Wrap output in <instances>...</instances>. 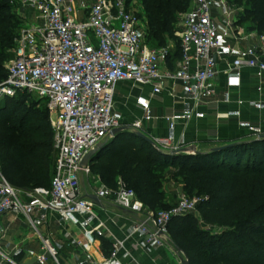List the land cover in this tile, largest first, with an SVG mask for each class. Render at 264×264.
Here are the masks:
<instances>
[{
	"label": "built area",
	"instance_id": "2783aa9c",
	"mask_svg": "<svg viewBox=\"0 0 264 264\" xmlns=\"http://www.w3.org/2000/svg\"><path fill=\"white\" fill-rule=\"evenodd\" d=\"M20 1L22 8L35 13L36 21L24 23L18 33L14 59L0 83V99L27 95L46 105L57 160L50 189L21 192L0 173V219L7 214L23 215L39 234L40 224L57 215L82 230L77 244L89 264H123L120 253L127 252L129 241L138 245L143 240L148 246L173 250L167 241L170 223L196 213L201 199L180 191L174 208L154 212L120 182L117 190L103 185L93 192L102 203L97 206L82 192L81 177L92 173L91 166L83 167L82 162L98 145L113 138L114 130L143 132L153 120L152 101L145 96L136 99L143 111L141 118L126 124L116 117L118 84L150 88L152 96L158 97L168 83H181L193 110L166 117L169 129L175 130L179 124L205 118L200 109L215 92L220 63L228 67L231 88L241 86L244 69L264 75V35H258V45L242 49L239 44L245 40V29L238 23V10L228 0H191L190 8L179 17L181 59L175 70H166L171 53L166 47L150 50L145 46L147 19L134 8L133 0ZM216 5L222 9V25L213 16ZM251 106L262 110L260 103ZM249 130L255 136L263 135L259 126ZM151 141L157 150H180L170 139L155 137ZM108 203L136 217L122 240L113 237L100 216ZM104 237L114 239L113 252L97 262L91 248ZM41 239L43 253L37 257L38 264H48L49 257L59 264L50 238Z\"/></svg>",
	"mask_w": 264,
	"mask_h": 264
},
{
	"label": "trees",
	"instance_id": "16d2710c",
	"mask_svg": "<svg viewBox=\"0 0 264 264\" xmlns=\"http://www.w3.org/2000/svg\"><path fill=\"white\" fill-rule=\"evenodd\" d=\"M9 1L0 0V83L7 77L9 57L4 53L15 49L24 24L12 15ZM142 1L152 46L163 48L168 39L178 41L179 15L190 8L191 0ZM228 1L238 10L239 24L264 35V0ZM181 54L171 58L180 60ZM21 97L6 99L13 103L0 106V173L15 189H50L57 160L53 129L40 113L19 114ZM91 168L112 190L121 182L150 211L172 209L173 186L200 198L198 216L176 218L168 227L169 232L174 226L176 249L197 256L191 264H264V137L218 153L188 156L157 150L129 129L108 140ZM200 222L221 233L212 234Z\"/></svg>",
	"mask_w": 264,
	"mask_h": 264
},
{
	"label": "crops",
	"instance_id": "0c3cea01",
	"mask_svg": "<svg viewBox=\"0 0 264 264\" xmlns=\"http://www.w3.org/2000/svg\"><path fill=\"white\" fill-rule=\"evenodd\" d=\"M213 16L220 25L223 24L224 17L219 6L213 9ZM29 21H36L35 13ZM240 26L244 28V25ZM258 35L262 34L250 32L246 28L242 34L245 40L240 42L239 47L245 49L258 45ZM227 69L225 63L219 64L215 92L200 109L205 114L204 119H196L188 125L179 124L175 130L169 129L166 117L193 110L192 102L187 99L181 83H168L165 92L158 97L152 96L150 88L133 87L130 83L118 84L115 90L116 117L127 119L123 121L126 124L141 118L143 111L136 104V99L145 96L152 101L150 114L153 120L143 129L144 135L150 139H170L180 149L190 151L195 148L200 153L264 137V75L259 76L256 70L244 69L241 86L231 88L228 85ZM135 91L136 97H130ZM252 103H260L262 110L253 108ZM252 126L261 127L263 135L252 134L249 130ZM93 192L84 196L87 198V195H94ZM105 207L106 212L100 211V216L107 221V227L115 239H124L130 233L136 217L116 208L112 203L105 204ZM41 237L50 238L58 253L59 264H89L86 253L77 244L82 238V230L64 222L57 215L51 216L46 224H40L39 234L30 227L23 215L7 214L2 217L0 256L13 264H38L37 257L43 253ZM113 243L112 237L100 238L91 248L95 261L102 262L110 258ZM126 247L127 252L120 253L123 264H182L174 250L148 246L143 240L138 245L129 241ZM48 264L56 263L49 257Z\"/></svg>",
	"mask_w": 264,
	"mask_h": 264
},
{
	"label": "rangeland",
	"instance_id": "374dc122",
	"mask_svg": "<svg viewBox=\"0 0 264 264\" xmlns=\"http://www.w3.org/2000/svg\"><path fill=\"white\" fill-rule=\"evenodd\" d=\"M9 4L12 6V8H11L12 15H14L18 20L24 21V23L34 22V21H29V20H32V18L34 17V12L31 10L22 8V4H21L20 0H10ZM133 5H134V8L143 16V18L146 17L145 5H144V2L142 0H133ZM215 7H217V6H214L213 9H215ZM20 8L22 9L21 10L22 13L20 12ZM24 15L27 16V18L29 20H27ZM179 17H180V15H179ZM145 23H147V22H145ZM177 27L181 28L180 20H178ZM244 28L245 29L248 28V25H244ZM18 33H19V31H18ZM177 37H178V41H173L171 39H168V41H167L166 48L173 55H175L176 53H178V54L181 53L182 30H180V32H177ZM143 42H144L145 46L150 50L158 49L157 47L152 46L151 40H150L148 35L145 36ZM4 54L9 57V59L7 60V63H6V67H7L9 65V63L14 59V49L13 50H6V52ZM178 61H179L178 58H175V57L170 58L168 61V64L165 66L164 69L175 70L176 63ZM136 95H137V91H135L130 97L135 98ZM21 96H22L20 98L21 102H20V105L18 107L19 114L27 113L30 115H35V114L40 113L41 115H44V117L47 119L48 123L51 125L49 113L47 112L46 106L43 102H41L38 99L31 97V96H27V95H21ZM12 103L13 102H8L6 99H0V106L5 107V105L12 104ZM23 110H25V112H23ZM21 112H23V113H21ZM16 117L17 116L11 117L9 122L11 123V122L15 121ZM121 119L124 122H125V120H127L124 118H121ZM131 132L139 133V134L141 133L144 135V133H143L144 131L143 132H135L131 129ZM1 133H3V132H1ZM109 152H110V150L106 151V154H108ZM81 183H82V192L84 193V195L90 194L93 191H95L96 189H98L104 185L95 169H92V173L90 176H82L81 177ZM175 188L176 187L173 186L171 189V191L173 193H176V197L170 196V198H169L170 202H171L170 208H173L177 205V203H178V192L183 191V189H181V188H176V189ZM17 190H19V189H17ZM19 191L25 192L23 190H19ZM192 198L200 199L198 197H192ZM158 212H160V211H158ZM191 216L192 217L198 216V212H196L193 215H190V214L186 215L185 217H187V219H191L192 218ZM185 217H182V218H185ZM199 225L203 229H206L207 231L211 232L212 234L216 235L218 233L219 234L221 233L220 229H218L212 225H206L205 223H202V222H200ZM173 227L174 226H172V228ZM172 228L168 232L167 241H168L169 245L172 247V249L175 251V253L178 255V257L180 258V255L178 254V251L176 249L179 246L176 244V242L174 240ZM181 254L190 264L192 263L193 259L196 260V257H197L194 254L191 255V254H187L184 252H181ZM0 264H5V260L1 256H0Z\"/></svg>",
	"mask_w": 264,
	"mask_h": 264
},
{
	"label": "water",
	"instance_id": "95a60500",
	"mask_svg": "<svg viewBox=\"0 0 264 264\" xmlns=\"http://www.w3.org/2000/svg\"><path fill=\"white\" fill-rule=\"evenodd\" d=\"M128 130H129V128L116 129V130L113 131L112 136H113V138H115L118 135H120V134H122V133H124V132H126ZM139 136L141 138H143L144 140L152 143L151 139L146 137L145 135L140 133ZM107 146H108V141H105V142L101 143L100 145H98L97 148H95L94 150H92L90 153H88L86 155V157L84 158V160L82 162V166L83 167H87V166H91L92 164H94L99 159V157L102 155L103 151L107 148ZM222 150H223V148H215V149H213V152L214 153H218V152H221ZM171 153L174 154V155L185 154V155H188V156H197L199 154L195 148H193L190 151L180 149V150H177V151H173ZM87 198L90 199L91 201H93L97 206H102L101 201L95 195H87ZM178 254L180 255V259L182 261V264H190L183 257V255L181 254L180 251H178Z\"/></svg>",
	"mask_w": 264,
	"mask_h": 264
}]
</instances>
